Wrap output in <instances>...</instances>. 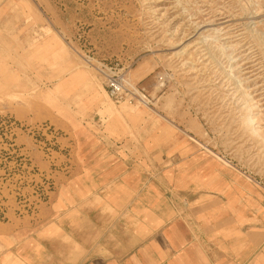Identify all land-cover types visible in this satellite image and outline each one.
<instances>
[{
    "label": "rangeland",
    "instance_id": "1",
    "mask_svg": "<svg viewBox=\"0 0 264 264\" xmlns=\"http://www.w3.org/2000/svg\"><path fill=\"white\" fill-rule=\"evenodd\" d=\"M2 19L0 241L41 222L75 127L142 109L182 123L197 184L264 202V0H0ZM104 66L136 97L115 103Z\"/></svg>",
    "mask_w": 264,
    "mask_h": 264
},
{
    "label": "crops",
    "instance_id": "2",
    "mask_svg": "<svg viewBox=\"0 0 264 264\" xmlns=\"http://www.w3.org/2000/svg\"><path fill=\"white\" fill-rule=\"evenodd\" d=\"M93 121L62 140L70 173L40 223L0 241V264H264L261 194L197 184L181 122L144 109Z\"/></svg>",
    "mask_w": 264,
    "mask_h": 264
},
{
    "label": "built area",
    "instance_id": "3",
    "mask_svg": "<svg viewBox=\"0 0 264 264\" xmlns=\"http://www.w3.org/2000/svg\"><path fill=\"white\" fill-rule=\"evenodd\" d=\"M98 69L104 78L103 85L106 92L115 103L136 97L133 89L126 85V74L122 70L107 66Z\"/></svg>",
    "mask_w": 264,
    "mask_h": 264
},
{
    "label": "bare ground",
    "instance_id": "4",
    "mask_svg": "<svg viewBox=\"0 0 264 264\" xmlns=\"http://www.w3.org/2000/svg\"><path fill=\"white\" fill-rule=\"evenodd\" d=\"M82 75V73H80V72H76L75 73V76H78V77H80ZM127 83V82H126Z\"/></svg>",
    "mask_w": 264,
    "mask_h": 264
}]
</instances>
